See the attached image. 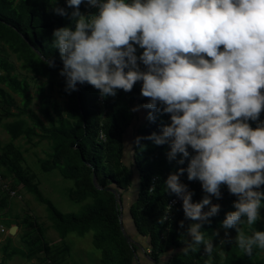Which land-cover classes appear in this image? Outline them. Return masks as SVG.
Wrapping results in <instances>:
<instances>
[{"label":"clouds","instance_id":"1","mask_svg":"<svg viewBox=\"0 0 264 264\" xmlns=\"http://www.w3.org/2000/svg\"><path fill=\"white\" fill-rule=\"evenodd\" d=\"M82 4L96 11L82 13ZM53 11L72 21L52 33L66 93L86 83L104 98L140 82L147 102L132 111L149 109L150 122L156 113L169 116L159 133L134 143L168 145L169 162L187 161L164 181L191 221L183 253L202 245L213 254L219 231L206 238L202 229L220 211L212 198L222 199V186L236 199L221 222L220 244H231L227 230L235 229L234 243L245 255L264 250V231L246 234L241 227L252 228L264 206V0H66V8ZM46 63L56 67L52 58ZM185 173L205 193L198 202L180 180Z\"/></svg>","mask_w":264,"mask_h":264},{"label":"trees","instance_id":"2","mask_svg":"<svg viewBox=\"0 0 264 264\" xmlns=\"http://www.w3.org/2000/svg\"><path fill=\"white\" fill-rule=\"evenodd\" d=\"M56 6L66 8V0H0V42L15 54L21 70L50 81L65 98L62 104L57 100L48 101L42 83L33 96L28 81L19 78L13 63L0 56V84L20 98L16 112H12L9 108L14 104V98L0 86L3 113L17 117L4 127L11 139L34 135L38 140L49 141L52 147L49 162L64 178L75 182L77 198L83 200L90 196L92 201L79 213H64L51 199L43 196L36 185L20 175L14 164H9L10 169L23 182L25 189L44 205L54 230L61 238L69 232L83 236L94 230L91 243L100 251V264H139L143 258L151 260V264H159L161 256L169 249L173 250L171 257L160 264H191L192 259L203 252V246L188 255L181 250L183 240L187 238V226L191 223L184 216L182 202L170 209L168 220H162L166 204L175 196L165 191L164 181L177 167H186L187 161L184 165L169 162L166 158L168 145L157 146L146 139L140 141V146L134 143L137 136L159 133L160 126L169 122V116L156 113L155 122L146 118L138 124L135 134H127L134 116L132 107L147 102L140 93V82L130 92L117 90L115 96L104 97L102 105L97 102L98 90L89 84H78V91L66 93L64 78L59 75L62 61L58 49L52 45V33L56 28L71 26L72 21L67 16L55 14L53 8ZM88 9L85 4L80 6L82 13ZM67 11L70 13L71 9ZM141 51L137 48L138 55ZM50 58L55 60L56 67L48 66L46 60ZM34 99L35 110L31 107ZM149 111L146 109L147 113ZM20 115H25L30 124L18 118ZM260 120L264 121V111ZM249 123L256 127L257 122ZM99 130L105 134V141L98 140ZM126 142H131L130 154L125 153ZM1 162L4 163V158H0ZM93 174L97 186L92 181ZM152 176H156L157 181L149 191ZM180 180L184 183L181 177ZM260 190L264 191V186ZM191 191L194 196H199L203 191L200 182ZM221 193L222 199H212L213 203L221 206L218 215L211 218L210 225H203L206 238L214 230H224L221 222L227 212L234 210L236 197L226 186L221 187ZM115 194H118L119 210ZM2 195L8 197L6 193ZM5 205V199L1 198L0 206ZM181 220L184 221L183 228L179 226ZM24 223L33 232L31 238L48 252L43 229L26 218ZM252 229L264 231V225L255 222ZM125 230L130 233L131 241H128ZM217 237H212L213 243ZM3 252L0 264H6L14 253L25 255L20 248L7 251L4 247ZM211 256L216 258L214 252ZM218 264H264V250L254 248L252 255L247 256L235 243H231Z\"/></svg>","mask_w":264,"mask_h":264},{"label":"rangeland","instance_id":"3","mask_svg":"<svg viewBox=\"0 0 264 264\" xmlns=\"http://www.w3.org/2000/svg\"><path fill=\"white\" fill-rule=\"evenodd\" d=\"M0 56L13 63L14 72L19 78L28 81L33 96L36 94L38 85L42 83L48 101L57 100L61 104L64 102L65 98L58 92V88L53 83L45 78L35 76L29 71L21 70L19 68L20 61L16 59L15 54L3 42H0ZM0 86L4 87L14 98V104L9 110L16 112V107L20 104L19 96L3 84H0ZM35 103L36 99L31 104L34 110L36 109ZM18 118L24 119L26 124H30L25 115H20ZM15 119H17L16 116H6L3 113L0 102V158H4V163H0V173L17 189L19 194V197L10 198L3 196V193L0 192V202L1 198H4L6 202L5 207L0 206V223L7 228V232L0 234V257L4 254V247L7 251L20 248L25 255L14 253L6 260V264H100V251L94 248L91 243L94 230H89L83 236H79L75 232H69L64 238H61L54 230L44 205L39 203L34 195L25 189L23 182L10 169L9 164H14L20 175L36 185L43 196L51 199L54 205L64 213H79L84 206L92 201L90 196L83 200L77 198L75 182L64 178L59 170L49 162L48 156L52 152L49 141L38 140V137L34 135L30 138L24 136H19L16 139L10 138L4 125ZM204 194L202 191L199 196L193 195L192 200L197 202ZM115 198L119 210L120 203L116 194ZM260 216L261 219L256 222L259 225H264V206L260 209ZM25 218L27 221L35 222L43 229V238L49 248L48 252L42 249L41 243L35 242L31 238L30 234H33V232L25 225ZM12 225H16L17 229L14 234H9L8 230ZM241 227L246 234H251L253 230L246 223L242 224ZM127 232L125 230L128 236L127 239L131 241L132 237ZM221 235L220 233L214 242V245H216V251L214 250L217 259L216 264L223 259L224 250L229 244L225 243L218 248L220 245L218 240L222 239ZM235 236V229H231L229 237L232 243H234ZM138 247L140 250L141 247L139 245ZM172 253V249L163 253L160 263L166 262ZM142 261L139 264H151L152 262L147 258H143Z\"/></svg>","mask_w":264,"mask_h":264},{"label":"built area","instance_id":"4","mask_svg":"<svg viewBox=\"0 0 264 264\" xmlns=\"http://www.w3.org/2000/svg\"><path fill=\"white\" fill-rule=\"evenodd\" d=\"M96 9L94 8H89L88 10H86L84 13H93L95 12ZM103 100L104 98H101L99 92H98V96H97V102L102 105L103 104ZM104 115V111H102V116ZM106 137H105V134L103 133L102 130H99L98 132V140L99 141H105ZM182 180L184 181V184H186L188 186V188L191 190V188L198 183V180H193V181H189L187 179V175H182L181 176ZM157 181V177L156 176H152L150 178V182H149V186H148V190L149 191H152V189L154 188L155 186V183ZM0 192L2 193H6L8 195V197L12 198V197H19V194H18V191L16 188H14L10 183L9 181L3 177L1 174H0ZM181 199L179 197H177L176 195L174 197H172L168 203L166 204V209L164 211V214L162 216V220L163 221H166L169 219V211L170 209L181 203ZM7 232V228L0 223V234H3ZM219 248V246H218ZM214 254H216L214 252ZM212 256H208L206 254H204V252H201L198 256L194 257L191 261V264H210L211 260H212Z\"/></svg>","mask_w":264,"mask_h":264},{"label":"crops","instance_id":"5","mask_svg":"<svg viewBox=\"0 0 264 264\" xmlns=\"http://www.w3.org/2000/svg\"><path fill=\"white\" fill-rule=\"evenodd\" d=\"M137 105H140V104H135L132 109L137 106ZM134 113V116H133V119H132V122H131V126L130 128L128 129L127 131V134L128 133H132V134H135V131H136V128L138 127V124L142 123L145 121L146 117H147V112H146V109L145 108H140L138 111H133ZM126 134V135H127ZM131 134V135H132ZM130 147H131V142L128 143L126 142L125 143V153H129L130 154ZM230 230L231 229H228V233H230ZM220 233L222 234L221 235V238H224V233H225V230H222L220 231ZM219 233V234H220ZM221 240V239H220ZM220 240H218L220 242ZM220 244V243H219ZM224 245V244H223ZM221 247V244L219 245V248ZM216 251V250H215ZM148 260V259H147ZM215 260V261H214ZM216 264L217 263V259L214 257L212 258L210 264Z\"/></svg>","mask_w":264,"mask_h":264},{"label":"water","instance_id":"6","mask_svg":"<svg viewBox=\"0 0 264 264\" xmlns=\"http://www.w3.org/2000/svg\"><path fill=\"white\" fill-rule=\"evenodd\" d=\"M77 87H78V85H77ZM92 181H93V183L97 186V182H96L95 174H93V176H92ZM110 190H111L112 192H114L113 189H110ZM116 196L118 197V194H116ZM16 229H17V226H16V225H12V226L9 228V230H8L9 234H14L15 231H16Z\"/></svg>","mask_w":264,"mask_h":264}]
</instances>
